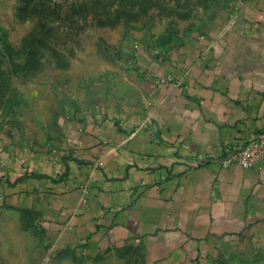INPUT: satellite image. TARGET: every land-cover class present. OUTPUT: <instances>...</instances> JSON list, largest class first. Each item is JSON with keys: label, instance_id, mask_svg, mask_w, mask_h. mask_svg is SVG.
<instances>
[{"label": "crops", "instance_id": "1", "mask_svg": "<svg viewBox=\"0 0 264 264\" xmlns=\"http://www.w3.org/2000/svg\"><path fill=\"white\" fill-rule=\"evenodd\" d=\"M142 58L102 96L0 95V264H264V162L209 160L264 126V0Z\"/></svg>", "mask_w": 264, "mask_h": 264}, {"label": "rangeland", "instance_id": "2", "mask_svg": "<svg viewBox=\"0 0 264 264\" xmlns=\"http://www.w3.org/2000/svg\"><path fill=\"white\" fill-rule=\"evenodd\" d=\"M242 1L0 3V95L12 93L14 82L33 79L51 82L60 96L73 95L84 88L91 97L102 96L111 86L123 83L129 72L141 74L144 51L161 53L195 33L215 31ZM97 86L99 90L94 92ZM35 235L42 242L43 257L49 239L47 242L40 231ZM63 252L55 250L53 258L64 255ZM115 256L124 264H136L137 256L132 250H120Z\"/></svg>", "mask_w": 264, "mask_h": 264}, {"label": "built area", "instance_id": "3", "mask_svg": "<svg viewBox=\"0 0 264 264\" xmlns=\"http://www.w3.org/2000/svg\"><path fill=\"white\" fill-rule=\"evenodd\" d=\"M221 167L239 165L241 167H254L264 162V126L252 129L246 138L239 144L224 146L217 158H210Z\"/></svg>", "mask_w": 264, "mask_h": 264}, {"label": "trees", "instance_id": "4", "mask_svg": "<svg viewBox=\"0 0 264 264\" xmlns=\"http://www.w3.org/2000/svg\"><path fill=\"white\" fill-rule=\"evenodd\" d=\"M129 59H134V58L130 56Z\"/></svg>", "mask_w": 264, "mask_h": 264}]
</instances>
